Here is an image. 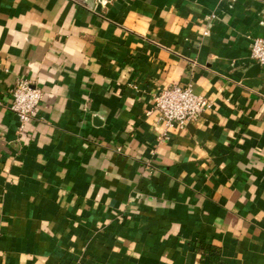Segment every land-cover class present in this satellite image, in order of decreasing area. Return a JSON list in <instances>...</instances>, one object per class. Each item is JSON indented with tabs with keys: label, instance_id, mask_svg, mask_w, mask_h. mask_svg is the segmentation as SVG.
<instances>
[{
	"label": "crops",
	"instance_id": "obj_1",
	"mask_svg": "<svg viewBox=\"0 0 264 264\" xmlns=\"http://www.w3.org/2000/svg\"><path fill=\"white\" fill-rule=\"evenodd\" d=\"M254 37L264 0H0V264H264ZM173 84L211 106L166 128Z\"/></svg>",
	"mask_w": 264,
	"mask_h": 264
},
{
	"label": "built area",
	"instance_id": "obj_2",
	"mask_svg": "<svg viewBox=\"0 0 264 264\" xmlns=\"http://www.w3.org/2000/svg\"><path fill=\"white\" fill-rule=\"evenodd\" d=\"M250 59L264 67V38L252 39ZM41 99L39 88L27 80L18 79L10 91L8 108L17 116L20 124H24L33 116ZM210 106V100L195 94L190 85L173 84L152 95V108L159 113L166 128L181 127L194 121Z\"/></svg>",
	"mask_w": 264,
	"mask_h": 264
}]
</instances>
